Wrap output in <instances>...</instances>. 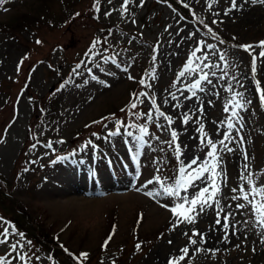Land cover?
Returning a JSON list of instances; mask_svg holds the SVG:
<instances>
[{
    "label": "rangeland",
    "instance_id": "obj_1",
    "mask_svg": "<svg viewBox=\"0 0 264 264\" xmlns=\"http://www.w3.org/2000/svg\"><path fill=\"white\" fill-rule=\"evenodd\" d=\"M89 1L0 2V175L8 179L6 186L13 199L30 209L31 214L24 216V220L28 217L26 224L35 221L36 235L39 226L59 231L60 241L72 250L93 255L100 249L95 259L97 264H159L158 258L167 260L168 264L170 260H178L179 264H264V225L259 223L258 214L253 210L255 204H264V196L252 192L254 187L264 188V102L257 91V81L264 91V57L259 55L264 48L258 46L264 41V3L236 0L237 6L233 8L232 0H181L221 35V40L216 41L204 33L195 20L184 18L163 0H95L98 8L90 9L85 15L81 7ZM38 7L43 9V15L39 16L43 24L33 19L29 21L31 25L23 23L17 30L3 25L12 22L18 13ZM94 14L110 25L88 23V15ZM110 27L106 43L113 50L112 57L98 64L93 74L86 73L83 86L71 85L62 90V77L89 58L83 48L91 38L97 40L96 51L101 54L104 44L99 41ZM131 33L141 35L143 41ZM49 39L58 44L54 45ZM241 45L253 48L245 51ZM221 55L224 60L220 59ZM42 56L45 57L36 60ZM253 57H256L255 73ZM189 61L193 71L180 76ZM207 63L212 65L209 70ZM145 72L149 77L148 90L140 83ZM204 75L207 80H201ZM198 80L200 87L192 88ZM63 94L66 108L60 116L50 118L52 111L58 110V96ZM192 94V100L198 99L197 105L202 103L206 107L203 110L197 106L190 122V113L194 112L192 105L196 103L190 102ZM133 101L136 108L131 107ZM237 101L242 108L235 107ZM225 106L228 111L224 110ZM121 108L125 109L120 114L121 122L136 129L132 136L113 139L122 154L126 141L131 143L137 162L130 165L127 172L115 176L107 161L89 151L83 157L70 155L71 147L82 139L83 131L99 133L98 129L106 120L103 115ZM157 109L171 117L172 123L160 116ZM223 111L226 114L220 116L218 123L228 128L225 117L229 116V111H235L237 115L229 117L241 118V130L238 131L239 127L234 132L215 130L216 120L213 119ZM185 116L189 117L187 123L183 122ZM143 119L148 123V131L141 145L134 137L140 135L137 124ZM114 122L117 120L107 122L105 129ZM29 127L39 142L28 144ZM210 127L214 128L209 130ZM173 131L177 133L174 142ZM7 138L10 141L4 146ZM209 139L216 145L220 193L212 200L211 208L205 206L201 212L197 205L193 213L195 222L188 223L171 211L183 202L182 192L181 197L168 196L163 193L161 184L173 187L178 168L180 178L181 167L189 168L193 159L197 160L194 168L211 162L212 158L207 155L211 151ZM24 151L27 159L23 161L34 159L33 165H38L31 177L18 174V162ZM61 157L67 159H59ZM113 164L116 168L120 166L119 161ZM95 171L99 178L93 177ZM35 181L37 186L33 187ZM59 181H63L60 184L66 191L67 187L71 190L82 187L90 193L78 190L57 198L78 197L87 201L99 195L100 205L87 215L57 212L53 216L54 206L50 204L53 195L49 187ZM147 181L152 182L145 185ZM195 184L194 181L193 197L200 191ZM210 185L207 187L211 192ZM26 186L34 191L32 188L26 191ZM241 188L249 194L248 201L242 198ZM140 190L148 191L151 198ZM86 195L90 197L85 198ZM238 204L244 207L238 208ZM7 214L15 218L14 214ZM114 214L118 223L110 228L107 222ZM217 219L220 224L216 223ZM229 226L235 233L232 242L220 244V236H216L212 240L217 241L214 246L203 248L211 228L225 231ZM30 229L32 233L31 226ZM106 232L109 241L103 247ZM1 238L6 242L0 243V258L6 254L3 260L7 264H25L19 258L21 255L25 256L27 264H50V249L20 235L0 212ZM190 240H196V244ZM13 245H17L16 250ZM183 248L188 249L187 254L181 251ZM181 256L184 258L180 259ZM65 258L66 255L60 253V259ZM54 264L61 262L57 260Z\"/></svg>",
    "mask_w": 264,
    "mask_h": 264
},
{
    "label": "snow or ice",
    "instance_id": "obj_2",
    "mask_svg": "<svg viewBox=\"0 0 264 264\" xmlns=\"http://www.w3.org/2000/svg\"><path fill=\"white\" fill-rule=\"evenodd\" d=\"M0 2H2V0H0ZM255 2V0H254ZM260 3H264V0H259ZM211 7V5H209ZM236 5V0H232V7L235 8ZM215 22V21H214ZM211 31V30H209ZM261 48H264V41H261L260 44L258 45ZM95 47V43L93 44V48ZM207 47L211 48L213 47L212 45H207ZM240 47L244 48L245 51H248L250 49L253 48L252 45H241ZM193 56H195V52L192 53ZM259 55L261 57H264V51H261L259 53ZM206 59V57H205ZM221 60H224L225 57L223 55L220 56ZM79 67V66H77ZM252 70L253 73H255L256 71V57H253V61H252ZM75 71V70H74ZM193 71L192 67H191V61H189V63L187 65H185V70L180 72L179 75L180 76H184L185 73H189L191 74V72ZM201 80H207V75H204L201 77ZM141 84H144V81L141 80L140 81ZM192 88H199L200 87V81L198 80L195 84H193L191 86ZM257 91L260 92V99L262 102H264V91H261L260 86H259V81H257ZM195 94V93H193ZM140 95H147L146 93H141ZM236 95H240V94H236ZM235 99V97H234ZM153 105L155 106V101H153ZM136 103L133 102L131 104L132 108H136ZM235 107L237 108H242L243 105L240 104L238 101L235 103ZM225 111H228V107L225 106ZM158 113L160 116H163L164 119H166L169 124L172 123V119L169 116H165L164 113L159 112V110L157 109ZM237 113L235 111L232 112V116H236ZM189 120L188 116L184 117V123H187ZM121 122L117 121V131L116 132H111L109 133L110 136H115L117 134H119V126H120ZM234 125L232 123L228 124V128H233ZM147 128L146 127H140L139 132L140 135L134 137V139L140 143L141 145L144 143L143 137L144 135L147 134ZM201 132H203V129H200ZM128 136H132L131 132L127 133ZM206 135V134H205ZM172 136V140L173 142L177 139V133L175 131H173L171 133ZM225 139H228V137L226 136ZM203 142V141H202ZM90 143V142H89ZM208 145L211 146V151L208 152V156L212 158L211 162L206 161L202 166H200L197 169H193L191 172H188L186 174V170L184 167H181L180 169V178L176 181L175 187H165L163 184H161V187L163 188V193L168 195V196H176L178 197L180 195V189L184 188L185 190L192 185L193 181L196 179H201V178H205L204 177V173H210V178L212 180V183L210 185L211 187V192H210V188L209 187H203L202 189H200V191L198 192V194L196 196H194L190 201L188 200L187 197L183 198V202L177 204L175 207H173L171 209V211L173 212L174 215H176L177 217H182L184 221H187L188 223H194L195 222V216L193 215V213L196 212V206L200 205V211L203 212L204 211V207L208 206L211 207V204H209V201L214 200V198L220 193V188L219 186L216 184L215 180L217 177V172H216V168H217V156H216V145L209 139L207 141ZM221 143L223 144V141H221ZM48 147H51V145L49 144ZM176 151H177V156L179 157L180 155V147L177 144L176 145ZM228 151H232V149H228ZM59 159H67V157H61ZM245 159H247V157L245 156ZM197 163L196 159H193L189 165V167H191V165H195ZM244 177L241 176V179H243ZM157 180H159V178H157ZM248 181L251 184L252 182V178H251V174L248 177ZM152 181H149V183H151ZM233 192L236 191V189H232ZM241 193H242V198L245 201H248L249 198V194L247 192H245V190L243 188L240 189ZM253 194L255 195H262L264 196V188H253L252 189ZM207 194V195H206ZM157 195H159V193H157ZM239 197H233V199H238ZM215 203L218 205L219 201H215ZM187 205V207H186ZM238 208H243L244 205L243 204H238L237 205ZM253 210L258 214V220L259 223L261 225H264V204H255L253 206ZM222 211V209H221ZM219 215V213H218ZM225 220H227V216L225 217ZM217 224H220L221 221L219 219L216 220ZM224 227H227V224L224 225ZM8 234V229L6 228L4 230L3 235L5 236V238L7 237ZM194 235H199V233H194ZM5 240H0V243H5ZM190 242L192 244H196V240H190ZM139 247V245L137 246ZM13 250H16L17 245H13L12 246ZM181 251L185 254H187L188 249L187 248H183L181 249ZM82 257L86 258L87 257V253H82L81 254ZM22 261H25V264H27V260L25 258L24 255H21L19 257ZM184 257L181 256L180 259H183ZM0 264H7L6 261L3 260V258H0ZM169 264H179L178 260H170Z\"/></svg>",
    "mask_w": 264,
    "mask_h": 264
},
{
    "label": "bare ground",
    "instance_id": "obj_3",
    "mask_svg": "<svg viewBox=\"0 0 264 264\" xmlns=\"http://www.w3.org/2000/svg\"><path fill=\"white\" fill-rule=\"evenodd\" d=\"M60 182L63 181H59L57 183H55L54 186H50L49 187V192L50 189H52V195H53V199H51L50 204L54 206V208L52 209V215L55 216L57 215V212L63 213V214H67L68 212H79V213H83L85 215H87L90 212H93V210L100 205V199H87V201H83L80 200L79 198H67L66 200H61L58 199L57 196L63 194V188L61 187ZM209 204L212 205V201H209ZM208 207V206H207ZM211 208V207H209ZM226 232V235H225ZM211 235L209 236V240L207 241V244H205L203 246V248L205 249L206 247L217 243L216 242H212L213 237L216 236H220V240L218 242H220V244L225 245V243H228L229 241L232 242V239L235 238V233L234 230L229 226L228 228L224 229H220V228H211L210 232ZM165 252H162L161 254H164ZM158 263L159 264H168V261L166 260V262L160 258H158Z\"/></svg>",
    "mask_w": 264,
    "mask_h": 264
}]
</instances>
